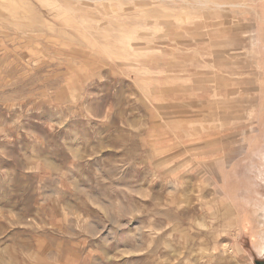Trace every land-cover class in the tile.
<instances>
[{
    "label": "rangeland",
    "instance_id": "374dc122",
    "mask_svg": "<svg viewBox=\"0 0 264 264\" xmlns=\"http://www.w3.org/2000/svg\"><path fill=\"white\" fill-rule=\"evenodd\" d=\"M264 264V0H0V264Z\"/></svg>",
    "mask_w": 264,
    "mask_h": 264
},
{
    "label": "flooded vegetation",
    "instance_id": "af4514ba",
    "mask_svg": "<svg viewBox=\"0 0 264 264\" xmlns=\"http://www.w3.org/2000/svg\"><path fill=\"white\" fill-rule=\"evenodd\" d=\"M258 263H261V262H260V261H257V264H258ZM261 264H262V263H261Z\"/></svg>",
    "mask_w": 264,
    "mask_h": 264
},
{
    "label": "water",
    "instance_id": "95a60500",
    "mask_svg": "<svg viewBox=\"0 0 264 264\" xmlns=\"http://www.w3.org/2000/svg\"><path fill=\"white\" fill-rule=\"evenodd\" d=\"M258 264H261V263H258Z\"/></svg>",
    "mask_w": 264,
    "mask_h": 264
}]
</instances>
